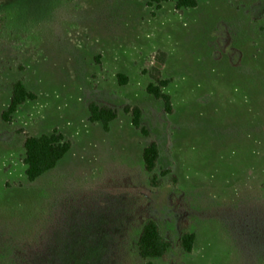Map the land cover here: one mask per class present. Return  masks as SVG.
Returning a JSON list of instances; mask_svg holds the SVG:
<instances>
[{
	"label": "rangeland",
	"instance_id": "1",
	"mask_svg": "<svg viewBox=\"0 0 264 264\" xmlns=\"http://www.w3.org/2000/svg\"><path fill=\"white\" fill-rule=\"evenodd\" d=\"M197 1L0 0V264H146L148 220L172 244L152 264H264V0ZM158 51L173 114L147 92ZM16 82L36 99L7 122ZM55 130L71 150L28 181L27 136Z\"/></svg>",
	"mask_w": 264,
	"mask_h": 264
},
{
	"label": "trees",
	"instance_id": "2",
	"mask_svg": "<svg viewBox=\"0 0 264 264\" xmlns=\"http://www.w3.org/2000/svg\"><path fill=\"white\" fill-rule=\"evenodd\" d=\"M169 0H148L149 7H160ZM198 6L197 0H176V8L178 10L194 9ZM167 60V54L158 51L152 58V69L149 76L152 80L147 87V92L157 100L162 101L164 110L168 114H173L174 109L171 97L164 93V89L171 83L170 80L163 78L162 70ZM120 83L125 84L126 78L119 76ZM34 94L29 92L22 82H16L13 86L12 97L9 109L3 115L5 121H10V117L15 114L18 109L26 102L35 100ZM126 114L132 117V125L144 137L149 138V131L142 125L143 112L137 106H126L124 108ZM89 113L91 122L101 123L103 128L108 131L110 124L118 118V112L107 106H98L95 103L89 105ZM72 148V143L58 131L51 134L41 135L38 137L27 136L24 149L27 167L26 176L28 181L35 182L46 173L54 170L63 158ZM143 162L148 173L152 174L159 163L160 149L156 142H151L143 150ZM169 171L163 172L164 175ZM157 178L153 175V179ZM196 243V235L186 232L180 239V247L186 253H193ZM138 251L140 257L146 261V264H152V260L166 259L172 244L168 241L160 230L158 223L154 220H148L144 223L139 240Z\"/></svg>",
	"mask_w": 264,
	"mask_h": 264
},
{
	"label": "crops",
	"instance_id": "3",
	"mask_svg": "<svg viewBox=\"0 0 264 264\" xmlns=\"http://www.w3.org/2000/svg\"><path fill=\"white\" fill-rule=\"evenodd\" d=\"M133 126V125H132Z\"/></svg>",
	"mask_w": 264,
	"mask_h": 264
}]
</instances>
